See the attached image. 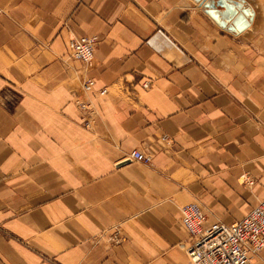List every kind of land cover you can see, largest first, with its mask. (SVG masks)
I'll use <instances>...</instances> for the list:
<instances>
[{
    "label": "crops",
    "instance_id": "crops-1",
    "mask_svg": "<svg viewBox=\"0 0 264 264\" xmlns=\"http://www.w3.org/2000/svg\"><path fill=\"white\" fill-rule=\"evenodd\" d=\"M213 9L0 0V264H187L183 205L206 227L264 200V30ZM77 36L97 38L88 67Z\"/></svg>",
    "mask_w": 264,
    "mask_h": 264
},
{
    "label": "built area",
    "instance_id": "built-area-1",
    "mask_svg": "<svg viewBox=\"0 0 264 264\" xmlns=\"http://www.w3.org/2000/svg\"><path fill=\"white\" fill-rule=\"evenodd\" d=\"M96 44V36L72 37L67 44L68 54L88 67L92 64ZM93 84V80L87 78L82 81L81 89L89 93ZM142 85L147 87L149 81L143 82ZM106 92L105 88L98 90L101 96ZM80 106L87 115L93 114L91 103L80 102ZM91 123L92 118L89 116L83 118L85 126L88 127ZM127 157L143 163L150 161L149 155L137 149L130 151ZM181 219L192 237L185 246L188 264H251L249 254H257L264 248V200L246 216L230 224L216 221L203 227L205 215L194 203L181 207ZM121 239L119 236L113 237L116 243Z\"/></svg>",
    "mask_w": 264,
    "mask_h": 264
},
{
    "label": "water",
    "instance_id": "water-1",
    "mask_svg": "<svg viewBox=\"0 0 264 264\" xmlns=\"http://www.w3.org/2000/svg\"><path fill=\"white\" fill-rule=\"evenodd\" d=\"M198 6H211L221 8L220 15L226 20H232V24L238 28H245L249 25L247 17L251 16L252 12L243 6L244 0H192ZM205 6V7H206Z\"/></svg>",
    "mask_w": 264,
    "mask_h": 264
},
{
    "label": "rangeland",
    "instance_id": "rangeland-1",
    "mask_svg": "<svg viewBox=\"0 0 264 264\" xmlns=\"http://www.w3.org/2000/svg\"><path fill=\"white\" fill-rule=\"evenodd\" d=\"M246 4L247 3H243V6L245 7L246 6ZM252 4V3H251ZM257 6V7H261V6H263V10H264V0H256V2L254 3V4H252V6ZM245 8H248V6H246ZM254 10V9H253ZM255 12V11H254ZM254 23H256L255 25H254V27L256 26V29H259V30H263L264 29V22L260 19V18H258V17H256L255 18V22ZM4 103H6L7 104V102H6V99L4 100ZM183 246V245H182ZM185 252H186V249H185ZM186 257H187V255H186ZM187 263V262H186ZM188 264V263H187Z\"/></svg>",
    "mask_w": 264,
    "mask_h": 264
},
{
    "label": "bare ground",
    "instance_id": "bare-ground-1",
    "mask_svg": "<svg viewBox=\"0 0 264 264\" xmlns=\"http://www.w3.org/2000/svg\"><path fill=\"white\" fill-rule=\"evenodd\" d=\"M247 1H249L250 3H252V4H254L255 2H256V0H244V2H246L247 3ZM206 6V5H205ZM214 7H211V6H209L208 7V11L211 13V14H213V15H215V14H217V12L213 9ZM248 9H249V11L250 12H252L251 14H252V17L254 18V16H255V12H254V10H253V8L252 7H248ZM0 12H1V10H0ZM250 17V16H249ZM249 20V19H248ZM253 21V20H252ZM256 24V23H255ZM252 26V22L249 20V25L247 26V27H245L246 29L248 28V27H251ZM254 29L257 31V30H259V29H256V26L255 27H251L250 29H249V31L250 30H253L254 31ZM264 30V29H263ZM248 31V32H249ZM252 33V31L250 32V34ZM204 227V226H203Z\"/></svg>",
    "mask_w": 264,
    "mask_h": 264
}]
</instances>
